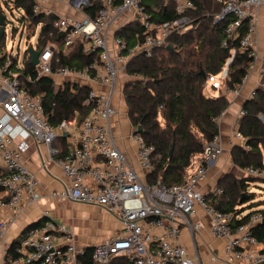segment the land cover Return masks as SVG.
Listing matches in <instances>:
<instances>
[{
	"label": "built area",
	"instance_id": "2783aa9c",
	"mask_svg": "<svg viewBox=\"0 0 264 264\" xmlns=\"http://www.w3.org/2000/svg\"><path fill=\"white\" fill-rule=\"evenodd\" d=\"M34 1L36 14L54 13L53 4L73 11V15L56 14L54 23L63 34L64 54L78 47L81 53L97 58L81 68L64 65L54 71L53 64L58 62L54 57L56 47L48 43L41 50L34 47L39 54L31 71L24 70L23 62L16 56L7 55L0 62V213H16L23 204L36 199L37 180L23 159L33 141L45 148L42 167L56 165L68 180L66 187L53 191L51 196L100 207L119 221L120 229L87 247L91 249L87 263L86 247L76 246L72 233L50 218L25 233L14 248V255L7 257V263L110 264L112 260L123 259L128 264H200L198 256L188 255L179 242L181 230H187L193 241L202 231L203 223L193 221L198 206L209 218L211 236L222 242L221 254L210 250L211 261L264 264V245L251 232L263 220L261 214H253L247 222L236 224L234 219H240V215L215 209L206 202V194L197 188L210 163L222 154L218 134L203 146L201 160L186 181L164 186L146 180L152 173L153 147L139 134H132L141 171L138 173L117 146L112 133L111 118L116 112L113 101L117 97L122 101L123 85L138 78L127 73L128 62L139 55L149 57L155 50L169 47L172 36L191 31L196 26V20L190 15L195 8L193 0H163L174 6L175 15L167 21H155L146 11L144 0H94L99 8L93 17L84 11L88 0ZM217 1L222 2L223 8L214 17V23L225 20L220 46L231 47V53L235 50L247 53L252 62L241 83L230 89L227 65L231 59H227L218 73L206 77L205 88L208 85L214 97L236 95L248 81L251 69L260 62L257 86L247 100L253 99L257 90H264V52L259 54L254 40L264 0ZM133 23L140 31L131 32V40L127 41L119 32ZM36 27L40 29L39 25ZM25 55L30 61V56ZM42 77L51 79L62 90L73 91L75 86L87 88L83 101L87 113L80 122L64 119L52 126L46 121L41 95L30 94L26 87ZM223 114L224 111L216 118L217 125ZM245 114L244 108L238 112L239 117ZM235 137L244 141L238 130ZM60 139L67 146L66 153L56 144ZM242 171L250 177L260 178L263 174L253 167ZM208 194L219 196L222 190L215 187ZM9 224L10 221L0 219L3 261L9 248L5 242Z\"/></svg>",
	"mask_w": 264,
	"mask_h": 264
},
{
	"label": "trees",
	"instance_id": "16d2710c",
	"mask_svg": "<svg viewBox=\"0 0 264 264\" xmlns=\"http://www.w3.org/2000/svg\"><path fill=\"white\" fill-rule=\"evenodd\" d=\"M193 2L195 8L190 15L196 20V26L191 31L172 36L169 48L157 49L149 57H133L126 67L129 75L138 76L124 84L122 90L133 133L139 134L148 146L153 147L152 173L146 178L151 184L159 182L171 186L186 181L194 171H191L192 167L197 166L201 160L203 146L218 134L215 120L228 107V101L225 96L208 97L204 94L206 77L218 73L227 59H231L227 65V84L233 89L241 83L252 62L247 53H238L236 50L231 53V47L220 46L225 20L214 23V17L222 10V2ZM143 3L155 21H167L175 15L174 6L170 2L144 0ZM34 4V0H6L5 6H0V16L5 15V8L18 9L22 13L20 24L23 30L33 32L35 26H40L36 49L41 50L48 43L55 45L54 57L58 58V62L53 64L54 71L64 65L81 68L97 58L96 55L81 53L78 47L64 54L63 34L54 26L56 14H36L33 12ZM98 8L97 1L88 0L84 11L93 17ZM135 30L140 31V28L133 23L124 27L119 35L130 41L131 32ZM4 38L5 32L0 40V62L7 56L1 47ZM13 61L17 63L15 58ZM22 62L24 70L31 71L32 65L25 54ZM26 87L30 94L41 95L43 114L52 126L64 119L80 122L87 113V107L83 105L86 87L75 86L73 91L68 88L62 90L47 77L39 78ZM243 108L246 114L239 117L237 130L244 138L245 147L234 145L231 159L240 169L253 167L264 171V123L260 120V116L264 117V91L257 90L256 96L247 100ZM138 127L140 132H136ZM56 144L60 145L62 153L67 152L63 139L57 140ZM171 149L172 154L169 155ZM256 179L250 176L238 179L232 174H226L217 184L222 194H207L205 200L219 211L240 215V219H234L236 224L245 223L251 215L258 213L264 219V206L253 202L254 195L243 197L248 182ZM48 220L51 219L43 216L28 225L9 244L3 264H8L7 257L14 255V248L30 228ZM251 232L264 245V224L253 226ZM85 251V261L89 263L91 249L86 248ZM110 264L128 262L119 259L112 260Z\"/></svg>",
	"mask_w": 264,
	"mask_h": 264
},
{
	"label": "crops",
	"instance_id": "0c3cea01",
	"mask_svg": "<svg viewBox=\"0 0 264 264\" xmlns=\"http://www.w3.org/2000/svg\"><path fill=\"white\" fill-rule=\"evenodd\" d=\"M52 7L54 9V14L73 15V11L65 8L63 5L53 4ZM254 40L259 54L262 55L264 52V7L259 11L257 33L254 37ZM260 70L261 63L258 62L251 69L250 77L246 84L240 88L239 93L236 95L230 94L228 97H226L229 105L224 110V114L218 123V135L220 138V145L222 147V154L218 159L210 163L205 178L200 180L197 184V188L203 194L207 195L210 193V191L217 187L219 180L222 179L226 174H232L238 179L245 176L242 169L233 164L230 153L234 145L243 146L244 144L243 140H239L235 137L239 119L238 112L241 108H243L244 103L249 97L250 91L257 86ZM113 105L116 108V112L111 118V129L114 140L119 149L130 160L136 171L141 173L135 158V145L131 138L133 134V127L127 115V108L124 98L121 101L117 97L115 101H113ZM45 156V148L36 145L33 141H30L29 149L24 155L23 159L24 163L29 167L32 173H34L37 180V186L35 188L36 199L34 201H29V203L23 204L16 213L11 211H3L0 213V219L4 221H10L5 235V242L7 244H10L15 238H17L28 225L36 222L43 216L49 217L53 221H56V217L59 216L57 210V207L59 206L58 202H71L74 204V206L80 207L82 209L95 208L97 210L100 208L93 205L73 202L67 199H54L51 196V193L66 187L68 185V180L63 175L61 169L58 166L49 165L47 169L42 167L41 163ZM82 213L85 215L89 214L86 212ZM104 217L105 220H107V223L104 230L106 234H103V238L117 233L120 229L119 221L115 219L110 213L108 215L104 214ZM196 220L203 223V229L199 233V236L193 241L190 233L184 229L180 231L179 242L185 248L188 255L192 257L195 255L198 256L200 264H218L210 260V250L215 254H221L222 242L220 240L214 239L211 236L209 218L198 206L196 207V215L193 221ZM64 226L66 227V225ZM72 235L74 238V243L78 247H91L93 244L103 239L101 238L95 242H90L86 238H78L73 233Z\"/></svg>",
	"mask_w": 264,
	"mask_h": 264
},
{
	"label": "rangeland",
	"instance_id": "374dc122",
	"mask_svg": "<svg viewBox=\"0 0 264 264\" xmlns=\"http://www.w3.org/2000/svg\"><path fill=\"white\" fill-rule=\"evenodd\" d=\"M4 1L0 0V6H5ZM5 16V38L1 44L3 54L16 56L21 63L25 54V51L29 45L36 47L37 38L39 35V27L33 29V32L22 30L20 26V19L22 17L21 10L18 9H4ZM14 31V32H13ZM56 86V85H55ZM57 87V86H56ZM204 94L208 97H214L215 94L208 90V85L204 90ZM260 120L264 123V117L260 116ZM263 163H264V150H263ZM196 166H193L191 171ZM243 197L253 194V202L261 203L264 206V171L260 178L254 181L248 182V187L244 190ZM57 207L59 216L55 221L57 224L66 225L67 229L78 238H86L90 242H95L98 239L103 238V234L106 228L107 220H105L104 214L109 213L102 208H87L82 209L74 206L71 202H58ZM82 212L89 213L85 215ZM103 215V217H102ZM1 253V252H0ZM201 254V253H200ZM0 263L3 264V257L0 254ZM202 255V254H201Z\"/></svg>",
	"mask_w": 264,
	"mask_h": 264
},
{
	"label": "water",
	"instance_id": "95a60500",
	"mask_svg": "<svg viewBox=\"0 0 264 264\" xmlns=\"http://www.w3.org/2000/svg\"><path fill=\"white\" fill-rule=\"evenodd\" d=\"M3 36H4V16L1 15L0 16V40L2 39ZM25 54L30 56V64L32 66H35L38 62L37 58H38L39 52L33 46L29 45L25 51ZM136 132H140L139 127L136 129ZM63 136L66 137L67 135L64 134ZM171 154H172V149L170 150L169 155ZM260 224H264V219L260 222Z\"/></svg>",
	"mask_w": 264,
	"mask_h": 264
}]
</instances>
